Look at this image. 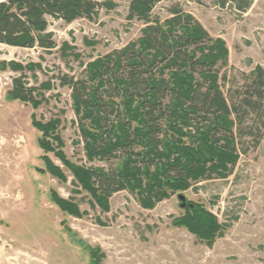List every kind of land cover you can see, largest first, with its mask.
<instances>
[{
	"label": "rangeland",
	"instance_id": "obj_1",
	"mask_svg": "<svg viewBox=\"0 0 264 264\" xmlns=\"http://www.w3.org/2000/svg\"><path fill=\"white\" fill-rule=\"evenodd\" d=\"M93 1L114 9L90 20H50L54 50L0 45V264H264V140L257 150L247 147L230 175L191 180V188L152 208H145L138 194L116 193L108 210L55 153L41 148L45 137L33 119L54 123L50 145L71 164L108 168L98 158L90 161L72 92L58 76L86 78L98 59L139 43L145 27L129 16L132 0ZM250 1L251 8L241 13L233 4L221 8L217 0H165L153 14L164 22L167 8L180 3L212 44L227 50L221 72L240 79L264 66V0ZM22 74L37 94V108L13 99V79ZM187 134L192 138H183L186 146L197 138L196 129ZM45 156L64 181L47 172ZM55 196L76 214L58 207ZM186 203L203 206L222 226L211 243L178 224Z\"/></svg>",
	"mask_w": 264,
	"mask_h": 264
},
{
	"label": "trees",
	"instance_id": "obj_2",
	"mask_svg": "<svg viewBox=\"0 0 264 264\" xmlns=\"http://www.w3.org/2000/svg\"><path fill=\"white\" fill-rule=\"evenodd\" d=\"M164 1H131L130 18L145 27L139 43L98 59L86 78L58 76L61 86L72 92L90 161L98 158L108 168L71 164L50 145L54 123L33 119L45 137L44 152L55 153L106 210L116 193L138 194L142 205L152 208L191 188V180L230 175L247 147L257 150L264 140V66L240 79L229 78L220 69L227 62V50L221 43L212 44L207 31L185 14L180 3L167 8L169 18L164 22L154 16ZM217 2L221 8L233 4L241 13L252 5L250 0ZM113 9L112 4L93 0H0V45L54 50L50 20H90ZM26 79L23 74L13 79V99L37 108V94L26 86ZM191 129H196L197 138L186 146L183 138H192L187 134ZM44 161L47 172L65 180L47 156ZM53 200L76 214L60 198ZM184 209L178 224L202 241L211 243L220 234L222 226L203 206L186 203Z\"/></svg>",
	"mask_w": 264,
	"mask_h": 264
}]
</instances>
